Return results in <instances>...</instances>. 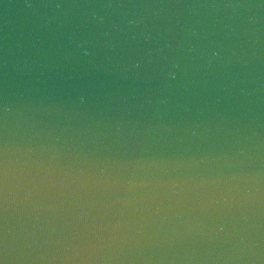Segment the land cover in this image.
Segmentation results:
<instances>
[{"label":"water","instance_id":"obj_1","mask_svg":"<svg viewBox=\"0 0 264 264\" xmlns=\"http://www.w3.org/2000/svg\"><path fill=\"white\" fill-rule=\"evenodd\" d=\"M0 264H264V0H0Z\"/></svg>","mask_w":264,"mask_h":264}]
</instances>
